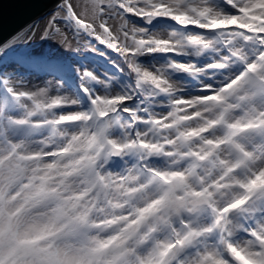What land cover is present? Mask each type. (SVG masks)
I'll list each match as a JSON object with an SVG mask.
<instances>
[{
    "label": "snow or ice",
    "instance_id": "6c2138e0",
    "mask_svg": "<svg viewBox=\"0 0 264 264\" xmlns=\"http://www.w3.org/2000/svg\"><path fill=\"white\" fill-rule=\"evenodd\" d=\"M0 264H264V0H0Z\"/></svg>",
    "mask_w": 264,
    "mask_h": 264
}]
</instances>
